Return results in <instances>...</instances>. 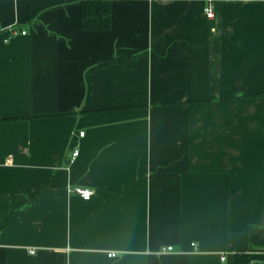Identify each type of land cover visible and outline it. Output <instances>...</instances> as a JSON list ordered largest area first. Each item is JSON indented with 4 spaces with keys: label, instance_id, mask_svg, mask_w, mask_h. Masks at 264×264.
I'll return each instance as SVG.
<instances>
[{
    "label": "crops",
    "instance_id": "1",
    "mask_svg": "<svg viewBox=\"0 0 264 264\" xmlns=\"http://www.w3.org/2000/svg\"><path fill=\"white\" fill-rule=\"evenodd\" d=\"M80 1L0 0V264H225L264 238V0Z\"/></svg>",
    "mask_w": 264,
    "mask_h": 264
},
{
    "label": "trees",
    "instance_id": "2",
    "mask_svg": "<svg viewBox=\"0 0 264 264\" xmlns=\"http://www.w3.org/2000/svg\"><path fill=\"white\" fill-rule=\"evenodd\" d=\"M111 25V3L109 0H81L80 26L84 29H108ZM264 95V93H259ZM258 94V95H259ZM264 263V238L248 235L245 250L228 251L225 264Z\"/></svg>",
    "mask_w": 264,
    "mask_h": 264
},
{
    "label": "built area",
    "instance_id": "3",
    "mask_svg": "<svg viewBox=\"0 0 264 264\" xmlns=\"http://www.w3.org/2000/svg\"><path fill=\"white\" fill-rule=\"evenodd\" d=\"M203 12L207 16L208 19H212L215 15L214 8L209 2L203 6ZM24 32L25 31H22V33H24ZM82 133L83 132L81 131L80 134H82ZM76 154H77V151L76 150L73 151L72 157L75 156ZM71 190L74 193L78 194L84 200H88L93 194V190L87 186H75ZM171 248H172L171 246H167V247H165V250H171ZM162 250H164V248H162ZM29 252H33V250H30ZM108 256H115V253L110 252V253H108ZM225 258H226V253H222L220 255V259L222 261H225Z\"/></svg>",
    "mask_w": 264,
    "mask_h": 264
}]
</instances>
